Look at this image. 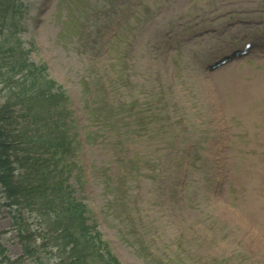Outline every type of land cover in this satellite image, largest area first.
Masks as SVG:
<instances>
[{
    "label": "rangeland",
    "instance_id": "1",
    "mask_svg": "<svg viewBox=\"0 0 264 264\" xmlns=\"http://www.w3.org/2000/svg\"><path fill=\"white\" fill-rule=\"evenodd\" d=\"M16 5L6 17L10 23L15 15L18 24L12 40L18 37L29 60L44 65L43 72L71 99L85 139L83 164L91 173L81 187L79 155L70 181L87 203L89 223L121 263L264 264V47L208 67L246 37H264V0H17ZM7 34L6 28L0 31V39ZM104 80L115 103L124 101L110 104L111 110ZM87 86L96 93H84ZM7 91L0 86L1 93ZM127 102L149 124L139 126L140 138L118 144L102 117L110 113V122L115 117L110 131L126 135L130 120L117 110ZM219 145L225 149L220 194L211 191ZM183 156L191 164L184 197L177 201L173 193ZM3 190L0 185V264H56L53 242L48 261L34 244L41 236L33 230L36 219L22 213L29 228L21 230L18 209L6 205ZM142 198L147 203L139 206ZM133 244L143 246L145 256Z\"/></svg>",
    "mask_w": 264,
    "mask_h": 264
},
{
    "label": "trees",
    "instance_id": "2",
    "mask_svg": "<svg viewBox=\"0 0 264 264\" xmlns=\"http://www.w3.org/2000/svg\"><path fill=\"white\" fill-rule=\"evenodd\" d=\"M16 1L0 0V31L6 28L8 32L0 39V86L8 90L0 92L3 199L14 212L18 209L17 217L23 221L21 230L29 228L21 216L24 212L29 216L32 211L46 221L43 241L37 243L33 239L34 244H40L39 255L53 242V246L70 257L65 261L59 256L56 264H120L107 249L100 251L98 245L102 243L95 227L88 223L87 208L66 184L65 159L72 147L68 97L48 73H41L44 65L29 61L20 39L13 42L17 23L13 15L11 22L6 23V17L10 6H17Z\"/></svg>",
    "mask_w": 264,
    "mask_h": 264
}]
</instances>
